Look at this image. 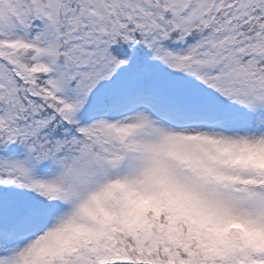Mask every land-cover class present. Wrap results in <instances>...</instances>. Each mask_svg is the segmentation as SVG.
Segmentation results:
<instances>
[{
  "label": "snow or ice",
  "instance_id": "1",
  "mask_svg": "<svg viewBox=\"0 0 264 264\" xmlns=\"http://www.w3.org/2000/svg\"><path fill=\"white\" fill-rule=\"evenodd\" d=\"M0 264H264V0H0Z\"/></svg>",
  "mask_w": 264,
  "mask_h": 264
}]
</instances>
